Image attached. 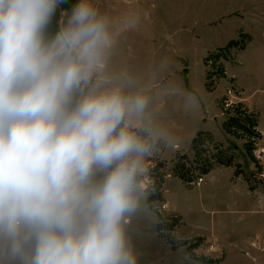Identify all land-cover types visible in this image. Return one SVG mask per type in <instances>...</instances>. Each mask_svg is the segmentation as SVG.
Masks as SVG:
<instances>
[{"label":"clouds","instance_id":"obj_1","mask_svg":"<svg viewBox=\"0 0 264 264\" xmlns=\"http://www.w3.org/2000/svg\"><path fill=\"white\" fill-rule=\"evenodd\" d=\"M67 2L0 0V264H138L148 97L97 76L114 38L93 0L53 30Z\"/></svg>","mask_w":264,"mask_h":264},{"label":"rangeland","instance_id":"obj_2","mask_svg":"<svg viewBox=\"0 0 264 264\" xmlns=\"http://www.w3.org/2000/svg\"><path fill=\"white\" fill-rule=\"evenodd\" d=\"M253 2L241 0L234 4L233 0H226L225 8L221 10L217 8L215 0H209L210 10H207L205 0H157L155 4L158 11L151 10L152 13L144 19L147 32L141 40L144 50L141 60L138 63L131 62L124 75L120 71L121 67L119 70L114 67V71L106 75L108 67L103 66L100 72L106 87H121L126 94L141 92L148 97V103L156 107L161 102L162 110H169L177 101L170 93H179L178 90H181L172 75L175 67L174 64L166 63L165 57L153 59L151 54H158L161 48L170 46L171 49L175 48L177 57L181 58L180 61L191 73L187 76L185 71L178 72L184 76L179 82L185 83L188 88L191 82L197 87L203 85L209 93L219 95L216 105L223 120L220 134H200L196 143L192 144L191 141V148L186 154L168 161L160 160L162 144L157 143L153 147L152 160L160 167L158 171L148 168L147 174L141 178L148 194L140 208L128 217L125 225L138 264H232L235 260L227 248L218 243H208L205 238V227L213 222V215L206 210L210 208V200L217 196V192L204 183L205 176L212 168L230 167L236 175L241 169L250 186L264 189V142L255 129L256 114L249 112L243 97L247 92L264 93V32L260 35L262 40L259 45L254 44L253 34L244 33L237 35V42L227 43L228 35L223 42L222 39L213 38L219 35L218 32L205 34V20L221 22L224 19L222 15L242 9V19L248 22L244 18L248 13L245 8ZM165 5L170 8L166 15L161 13ZM233 21L228 16L225 19L226 23ZM262 22L264 24V19ZM207 40L226 45L213 51L206 61L204 58V66L190 65L195 57L193 55L202 47L205 49ZM241 67L242 70H239ZM239 71L244 78L237 76ZM249 72L254 75L256 82H250L247 78ZM152 93H162L161 101L158 95L154 97ZM228 94L231 98L230 103L226 104ZM203 104L205 106V98ZM232 118L240 123L235 128L226 127ZM249 166L252 170H247ZM202 176L204 179L199 186L190 184ZM155 178L161 180L160 198L150 205L146 201L155 193ZM253 243L250 242L251 248Z\"/></svg>","mask_w":264,"mask_h":264},{"label":"crops","instance_id":"obj_3","mask_svg":"<svg viewBox=\"0 0 264 264\" xmlns=\"http://www.w3.org/2000/svg\"><path fill=\"white\" fill-rule=\"evenodd\" d=\"M156 1L93 0L99 13L108 18L109 31L114 38L113 46L109 50L104 64L108 67L106 75L113 72L114 67L117 70L121 67L120 71L124 75L131 62L138 63L141 60V56L144 55L141 40L147 32L144 19L157 9ZM215 1L218 3H216L217 8L224 10L226 0ZM233 1L234 4H238L241 0ZM76 2L77 0H68L66 4L61 5L60 9L57 10L52 24L54 31L58 23L62 22L63 17ZM253 3L245 8L248 10L247 15H243L248 22L242 19V9H237L227 15H222L224 19L221 22L215 19L205 20V34L210 31L218 32L219 35L213 38H217L219 41L222 39L223 42L228 35L227 43L237 42L238 34H253L254 44L259 45L262 40L260 35L264 32L262 22L264 19V11H262L264 0H254ZM205 8L210 10L209 0H205ZM169 9L165 5L161 13L166 15ZM210 14L215 16L214 12ZM227 16L234 21L226 23ZM225 45L226 43H215L213 40L205 41V49L202 47L200 51L193 55L195 57L192 56L190 65L204 66L203 59L205 58L206 61L213 51H218ZM158 52L155 55L154 53L151 54L153 59L157 56H163L166 63L174 64L175 70H173L172 75L181 90H178L179 93H170L173 98L176 97L177 101L176 105L169 110L163 111L160 107L161 102H158L156 107L149 102L145 109L143 121L137 123H142L143 126L153 130L155 133L154 138L149 137L145 131H141V133L153 143V147L157 143L162 144L163 151L160 154V160L168 161L186 154L191 148V141L198 133L211 136L220 134L223 120L216 105L219 96L216 95L217 93H209L203 85L197 87L193 82L190 83L189 88L185 83L179 82L184 76L178 72L183 71L182 73H184L185 71V73H188V68L180 61L181 58L177 57L178 52L175 48L171 49L169 46L167 49L161 48ZM195 59L200 61L197 62ZM159 63H162L161 58ZM239 70H242V67ZM100 72L97 76L102 79L103 74ZM189 74L191 73H188L187 76ZM237 76H242L240 71ZM247 78L250 79V82H256V78L251 72H249ZM161 94L152 93V96L157 97L158 95V99L161 101ZM243 97L245 98L244 104L249 108V112L256 114L255 129L260 134L261 141L264 142V93L247 92L244 93ZM204 98L205 106L203 104ZM247 170H252L251 166L247 167ZM239 171L236 175L230 167L212 168L205 176V186H209L217 192V196H214L211 200L209 199L210 208L206 210L210 215H213V222L205 227V238L208 243H218L221 247L231 251L235 256L232 264H264V250H262L264 248V189L250 186L244 177V173L241 169ZM211 204L212 206H210ZM252 241L256 242V248L250 247Z\"/></svg>","mask_w":264,"mask_h":264},{"label":"trees","instance_id":"obj_4","mask_svg":"<svg viewBox=\"0 0 264 264\" xmlns=\"http://www.w3.org/2000/svg\"><path fill=\"white\" fill-rule=\"evenodd\" d=\"M237 123H240V121H237L236 119L232 118V119L228 120V123L225 126L228 128H235ZM200 134H202V133H198L197 136L192 140V144L196 143V140ZM141 135L145 136L143 133H141ZM145 138H146V136H145ZM159 167H160V164L155 165L153 171H158ZM160 184H161V180L160 179L156 180V178H155L154 179L155 193H153L152 195H150L147 198V201H146L147 204L151 205L153 201L159 200V198H160V193H159Z\"/></svg>","mask_w":264,"mask_h":264},{"label":"built area","instance_id":"obj_5","mask_svg":"<svg viewBox=\"0 0 264 264\" xmlns=\"http://www.w3.org/2000/svg\"><path fill=\"white\" fill-rule=\"evenodd\" d=\"M227 98H226V104H228V103H230V96H229V94L226 96ZM155 163L153 162V160H152V155L151 156H149V157H147V168H149L151 171H153V169H154V167H155ZM203 179H204V177L202 176V177H199V178H197L195 181H193V182H191L190 184H192V185H197V186H199L202 182H203ZM252 247L253 248H256V242H254L253 244H252ZM262 250H264V248L262 249Z\"/></svg>","mask_w":264,"mask_h":264}]
</instances>
